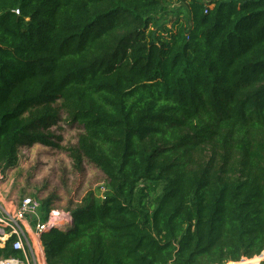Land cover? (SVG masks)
I'll return each instance as SVG.
<instances>
[{
    "label": "trees",
    "instance_id": "trees-1",
    "mask_svg": "<svg viewBox=\"0 0 264 264\" xmlns=\"http://www.w3.org/2000/svg\"><path fill=\"white\" fill-rule=\"evenodd\" d=\"M179 1L169 29L164 0H0V172L61 103L106 178L41 236L47 264L260 261L264 0Z\"/></svg>",
    "mask_w": 264,
    "mask_h": 264
},
{
    "label": "rangeland",
    "instance_id": "rangeland-1",
    "mask_svg": "<svg viewBox=\"0 0 264 264\" xmlns=\"http://www.w3.org/2000/svg\"><path fill=\"white\" fill-rule=\"evenodd\" d=\"M154 14L163 16L169 29L174 28L169 20L175 16H183V22L188 23L187 10L179 0H164L163 9ZM60 106L61 103L53 105L57 110L56 119L45 132L50 136L46 140L51 145L22 146L17 165L0 172V204L8 207L11 201L17 205L23 198L29 197L50 203L51 209L67 212L90 192L102 197L106 184L102 172L86 159L76 162L72 158L83 132L82 126L69 123L66 112Z\"/></svg>",
    "mask_w": 264,
    "mask_h": 264
},
{
    "label": "built area",
    "instance_id": "built-area-1",
    "mask_svg": "<svg viewBox=\"0 0 264 264\" xmlns=\"http://www.w3.org/2000/svg\"><path fill=\"white\" fill-rule=\"evenodd\" d=\"M2 204H0V247L11 243L12 249L21 252L22 258H0V264H47L41 236L49 230L71 224L70 212L52 208L45 220H42L41 201L37 198L25 197L17 205L10 201L8 207ZM259 258L261 262L264 261V251Z\"/></svg>",
    "mask_w": 264,
    "mask_h": 264
}]
</instances>
